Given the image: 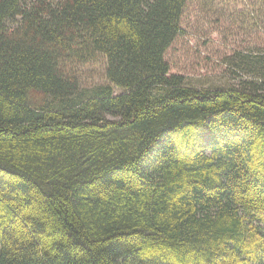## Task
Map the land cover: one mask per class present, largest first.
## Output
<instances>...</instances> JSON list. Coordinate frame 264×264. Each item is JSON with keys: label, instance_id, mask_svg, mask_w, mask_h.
<instances>
[{"label": "trees", "instance_id": "1", "mask_svg": "<svg viewBox=\"0 0 264 264\" xmlns=\"http://www.w3.org/2000/svg\"><path fill=\"white\" fill-rule=\"evenodd\" d=\"M186 1L0 0V264H264V44L171 72Z\"/></svg>", "mask_w": 264, "mask_h": 264}, {"label": "rangeland", "instance_id": "2", "mask_svg": "<svg viewBox=\"0 0 264 264\" xmlns=\"http://www.w3.org/2000/svg\"><path fill=\"white\" fill-rule=\"evenodd\" d=\"M181 29L165 54L170 71L203 86L222 85L228 79L223 77L224 55L264 44V0H187ZM75 74L82 87L104 80L100 61L75 69ZM42 98L31 93L34 104Z\"/></svg>", "mask_w": 264, "mask_h": 264}, {"label": "bare ground", "instance_id": "3", "mask_svg": "<svg viewBox=\"0 0 264 264\" xmlns=\"http://www.w3.org/2000/svg\"><path fill=\"white\" fill-rule=\"evenodd\" d=\"M260 146V145H259Z\"/></svg>", "mask_w": 264, "mask_h": 264}]
</instances>
